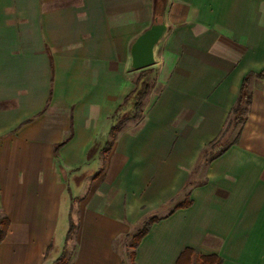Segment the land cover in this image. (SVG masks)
Returning a JSON list of instances; mask_svg holds the SVG:
<instances>
[{
  "label": "crops",
  "instance_id": "0c3cea01",
  "mask_svg": "<svg viewBox=\"0 0 264 264\" xmlns=\"http://www.w3.org/2000/svg\"><path fill=\"white\" fill-rule=\"evenodd\" d=\"M156 2L169 29L140 112L124 106L113 136L140 72L127 69L129 43ZM261 70L264 0H0V264H175L185 247L264 264V77L207 158L242 79ZM179 214L188 230L165 248Z\"/></svg>",
  "mask_w": 264,
  "mask_h": 264
},
{
  "label": "trees",
  "instance_id": "16d2710c",
  "mask_svg": "<svg viewBox=\"0 0 264 264\" xmlns=\"http://www.w3.org/2000/svg\"><path fill=\"white\" fill-rule=\"evenodd\" d=\"M152 73H153V70L151 67L140 70L139 74L137 75V78L134 81L135 87L124 98L123 102L119 105V107L116 109L115 113L112 116L114 123L111 126L110 132L113 136L123 121L122 118H118V114H119V111L124 106L132 102L133 110L135 114L137 115L140 112L141 102L143 98L145 97V95L148 93L149 88H150ZM253 76L261 77V78L264 77V70H261L260 72H257V73L249 72L242 79L236 103L231 109V117L228 120L227 128L228 126L230 127L231 125L233 126L238 125L239 123L243 122V120L245 119L248 104L251 98V93L249 90L250 79ZM240 113H243L242 116H239ZM223 134L219 136V139L215 138L209 142L208 147L211 150H209L208 152L212 151V148L215 146L218 140L222 138ZM223 151H224V148L215 152V154H220ZM190 204H191V201L183 202V203L178 204L174 209L184 208ZM159 220L160 219L158 217L153 216L143 225V227L133 237L134 239L133 247L134 248L138 245L142 237H144L148 233L150 226L153 223L158 222ZM0 222H1V229H0V240H1L6 234L8 221L6 218H1ZM175 264H222V258L216 253H208V254L203 253L202 254L198 252L196 249H193L192 247H185L177 256L175 260Z\"/></svg>",
  "mask_w": 264,
  "mask_h": 264
},
{
  "label": "rangeland",
  "instance_id": "374dc122",
  "mask_svg": "<svg viewBox=\"0 0 264 264\" xmlns=\"http://www.w3.org/2000/svg\"><path fill=\"white\" fill-rule=\"evenodd\" d=\"M164 37H163V39L157 44V46H156V50H155V63H156V61H157V58H158V56L160 55V52H161V50H162V45L164 44ZM132 41V40H131ZM130 44V43H129ZM132 74H130L132 77H133V79H134V77L136 76V74H137V71H134V72H131ZM151 83V82H150ZM129 110V108L127 107V109H125V111H128ZM131 111H133V110H131ZM127 113V112H126ZM126 113H124V114H126ZM242 114L243 113H240L239 114V116H242ZM121 116V115H120ZM122 117V116H121ZM139 118V117H138ZM138 118L137 119H132V120H138ZM132 120H130V125H132V123H133V121ZM127 123V121H125L124 123H123V125L121 126L122 127V130H123V126L125 125ZM229 126H228V128H227V130H226V132L223 134V136H222V146H224L226 143H228V141H230V139H232V137L235 135V133H234V131H229ZM132 129H134V128H132ZM118 134V133H117ZM225 141V142H224ZM212 149H214V147L212 148ZM218 149H220V148H218ZM217 149V150H218ZM210 150V149H209ZM216 152V151H215ZM215 152H212V151H210V153L209 154H207V158L209 157V156H211V154H214ZM197 155H195L194 157H196ZM207 158H204V159H202V160H200V166H199V168H198V173H197V176H196V178H195V181L193 182V184L194 183H198V182H200V181H204L203 180V176H205V174H207V166H206V163H207ZM196 163H197V161H196V159H195V161H189V165H188V167L186 168L187 169V171H186V178L188 177V174H189V172L191 171V169H196L197 167H196ZM196 179H198V180H196ZM191 186H192V184H191ZM189 191V186H187L186 188H184V189H181V191H179L178 193H176V194H174L173 195V197H172V199H171V201H170V203H168V204H170L171 206H173V205H175L176 203H178V202H180L181 200H183L185 197H186V194H187V192ZM161 198H159L158 199V201L160 200ZM167 201H165V203H166ZM168 210H166V209H164V211L162 212V213H160V212H156V215H158V216H161L162 214H164V213H166ZM152 214H154V212H150V215H152ZM183 216L182 215H176L173 219H172V221H169L168 222V225H167V227L165 228V229H163L164 230V233H163V235L161 236V242L160 243H162L163 245H165V248L167 247V245H175V243H177L178 241H181L182 240V238H184L185 237V235H184V229L187 231L188 230V226L185 228V224H184V222H183ZM146 220H144L143 222H145ZM170 222H172V224H171V226H169V224H170ZM66 226V224L63 222V224H62V232H64V230H63V228ZM142 226V225H141ZM141 226L139 227V228H141ZM169 226V227H168ZM161 230H162V228H161ZM199 231H200V229L196 226V227H194L193 229H191V231H190V235L193 237V238H196L197 236H198V233H199ZM136 232V230L134 231V233ZM188 233V232H187ZM118 241V240H117ZM117 241H115V243H114V245H116L117 244ZM122 241V240H121ZM125 241V240H124ZM126 241H128L129 243L131 242V240H130V238L128 237L127 238V240ZM67 250V249H66ZM68 252V251H67ZM66 252V253H67ZM158 262V261H157ZM153 264V263H152Z\"/></svg>",
  "mask_w": 264,
  "mask_h": 264
},
{
  "label": "water",
  "instance_id": "95a60500",
  "mask_svg": "<svg viewBox=\"0 0 264 264\" xmlns=\"http://www.w3.org/2000/svg\"><path fill=\"white\" fill-rule=\"evenodd\" d=\"M168 29L169 26L165 19V5L156 2L149 25L138 33L129 44L127 61L129 71H139L155 64L156 46L163 39Z\"/></svg>",
  "mask_w": 264,
  "mask_h": 264
}]
</instances>
